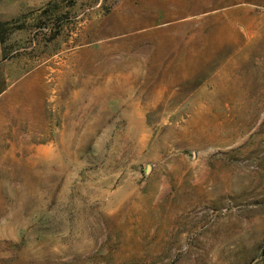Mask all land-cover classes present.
<instances>
[{
	"label": "rangeland",
	"instance_id": "rangeland-1",
	"mask_svg": "<svg viewBox=\"0 0 264 264\" xmlns=\"http://www.w3.org/2000/svg\"><path fill=\"white\" fill-rule=\"evenodd\" d=\"M0 264H264V0H0Z\"/></svg>",
	"mask_w": 264,
	"mask_h": 264
},
{
	"label": "bare ground",
	"instance_id": "bare-ground-1",
	"mask_svg": "<svg viewBox=\"0 0 264 264\" xmlns=\"http://www.w3.org/2000/svg\"><path fill=\"white\" fill-rule=\"evenodd\" d=\"M96 83V82H95Z\"/></svg>",
	"mask_w": 264,
	"mask_h": 264
}]
</instances>
